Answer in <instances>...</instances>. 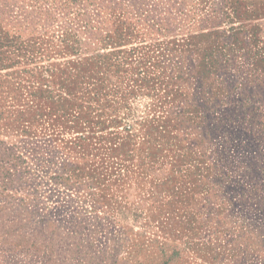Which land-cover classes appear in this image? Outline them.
Instances as JSON below:
<instances>
[{"label":"rangeland","instance_id":"1","mask_svg":"<svg viewBox=\"0 0 264 264\" xmlns=\"http://www.w3.org/2000/svg\"><path fill=\"white\" fill-rule=\"evenodd\" d=\"M0 264H264V0H0Z\"/></svg>","mask_w":264,"mask_h":264}]
</instances>
